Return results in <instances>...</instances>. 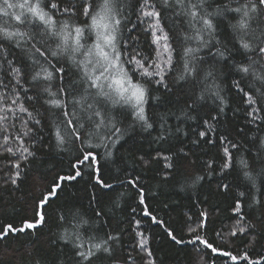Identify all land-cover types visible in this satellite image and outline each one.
I'll return each mask as SVG.
<instances>
[{"label":"trees","instance_id":"16d2710c","mask_svg":"<svg viewBox=\"0 0 264 264\" xmlns=\"http://www.w3.org/2000/svg\"><path fill=\"white\" fill-rule=\"evenodd\" d=\"M142 2L121 0L122 14L130 21L127 27L137 25L132 32H124V38L138 37L136 49L150 56L151 37L144 33V26L137 21ZM152 2L160 12V22L176 50L173 68L165 75L167 87L149 86L145 111L152 127L146 128L131 115L130 110L117 108L111 110L114 123L121 129L117 143L108 141L106 145L96 147L99 143L97 138L89 139L81 133L84 150L95 153L100 179L112 187L101 188L94 179V170L81 168L83 176L66 181L62 189L56 190L57 196L52 197L50 205L46 206L45 222L32 229L25 225L26 222H35L36 202L58 176L74 173L72 165L81 154V141L70 134L71 126L67 121L71 119L73 124H77L76 117L83 115L79 105H74L72 100L73 97L79 99L86 85L80 70L66 57H58L59 63L57 59L49 58L55 68H64L65 91L71 87V94L67 97L69 116L64 117L61 109L46 103L51 97L44 88L56 91L60 86L55 73L50 82H32L29 75L39 70V66L32 64V57H38L32 45L41 47L37 41L42 39L50 49H55L54 39L37 36L30 43H22L20 48L12 42L3 43L13 66L28 76L23 80V86L29 89L27 96L34 99L25 98L24 104L40 123L37 125L29 120L31 141H34L31 150L35 155L20 162L21 174L15 184L11 181L5 183L7 174L15 172L12 167L15 157L0 148V233L9 225L24 229L9 231L0 238V264H78L72 241L63 239L65 230L75 232L76 225L61 221L58 215L69 216L71 211L79 212L89 221V231H84L87 225L79 229L85 237L93 236L95 242H100L109 234L118 236V241L112 243L111 254H98L92 264H148L149 260L154 264H264V184L257 179L253 186L239 163L241 159L247 161V170L253 175L264 170V121L252 122L247 115L248 105L244 102V93L254 88L264 91V85L251 75L238 71L239 65L251 62L249 57L255 61H259V57L255 51L246 52L240 48L237 33L232 28L239 17L223 11L224 5L235 8L247 0H207L209 12L219 7L223 14L214 19L216 31L205 36L208 46L197 53L202 58L197 75L183 80L180 79L183 74L182 49L198 46L195 41L185 43L184 36L193 35L187 25L188 18L180 14L181 9L174 6V0ZM53 15L58 21L69 19L56 13ZM85 19L77 15L70 18L69 23L83 24ZM10 22L15 26L14 21ZM252 27H257L255 22ZM21 31L28 29L21 27ZM218 49L225 53L224 58L217 55ZM41 64L54 71L43 59ZM260 64L264 61L255 65L258 71ZM0 67L3 69L0 77H3L8 73V65L0 61ZM209 71L212 75L206 78ZM236 82H239V88ZM4 83H9L7 78ZM33 88L36 91H32ZM20 95L25 96L23 91ZM73 110L76 116L71 115ZM22 115L29 119L26 114ZM260 115H264V111ZM14 123L16 128L10 129L13 134L20 131V121ZM57 128L65 137L62 144L55 135ZM201 131L207 135L200 137L198 133ZM225 140L235 144L236 148L227 145L232 166L222 171L226 162L223 152ZM31 141L25 138V145ZM9 146L16 147L13 144ZM169 163L171 168L167 167ZM223 185H228V188ZM237 200L246 221L254 227L246 233L238 232L231 236V226L239 216L233 211ZM145 205L156 220L163 223L153 222L145 215ZM97 211L102 214L100 217L96 216ZM201 212L207 213V219L199 234L215 247L238 257L246 252L247 259L232 261L213 253L200 242L193 245L172 240L169 231L177 240L190 241L193 234L189 233L188 225L192 223L194 226V222L201 219ZM136 221L140 222L139 225ZM139 233L147 238L146 247L151 250V257L138 247L142 239ZM129 256L133 259L128 260Z\"/></svg>","mask_w":264,"mask_h":264},{"label":"snow or ice","instance_id":"6c2138e0","mask_svg":"<svg viewBox=\"0 0 264 264\" xmlns=\"http://www.w3.org/2000/svg\"><path fill=\"white\" fill-rule=\"evenodd\" d=\"M168 0H165L167 3ZM207 0H174V6L181 9L182 15L186 16L188 28L193 32V35H185V43L192 41L197 43V47L186 46L182 49L183 74L180 79L195 77L198 72V63L202 60L197 56L202 48L208 46V41L205 36H211L216 31L214 19L222 15V10L218 7L213 12L207 10ZM121 0H0V61L8 65V73L0 77V136L2 143L0 148L4 152L12 154L15 157V162L12 167L14 173L7 174V180L12 184L17 182L20 177V162L27 161L29 157L35 155L31 150L34 147V141H31L32 129L28 127L29 120L39 124L32 112L24 104V99L33 100L34 97L27 96L29 89L23 86V80L28 79V76L22 73L21 69L13 66V61L8 59V50L3 47V43L12 42L16 48H20L22 43H30L37 36L48 37L54 39L55 49H50L48 45L41 39L37 41L41 47L37 48L35 44L32 48L37 56L32 57V64L39 66V70L30 73L32 82H40L41 80L50 82L53 80L54 73L60 81V86L56 91H51L50 87L44 88V91L51 97L46 101L48 105L54 108L61 109L64 117L69 116L68 99L71 94V87L65 91L63 85L64 68H55L51 63L50 57L57 59L64 56L70 60L81 72V79L86 85L79 99L73 97L72 103L79 105L82 116H78L77 124H73L71 119L67 123L70 125V134L75 140L81 141V154L77 157L76 163L72 165L74 173L67 176H58L49 190L42 194L34 207L35 222H26V227L29 229L35 228L38 224H43L46 219V206L50 205L52 197L57 196V191L62 189V185L69 180H76L83 176L81 168L88 167L94 170V179L101 188L110 189L112 185L106 184L99 176V167L95 153L91 150H84L83 138L95 137L99 143L96 147L106 145V142L111 141L115 144L120 139L121 129L114 123V117L111 115V110L127 109L136 120L143 123L146 128H151L148 123V117L145 111L148 97L150 95V85H163L165 83V75L173 68V60L175 49L172 47L168 33L164 30L160 22V12L156 10L155 3L152 0H143L139 7V15L137 21L139 25L144 26V33L151 37L150 44L152 45V54L146 56L142 51L135 47L138 42V37L129 36L124 38V32H132L137 28V25L127 27L130 22L128 17L122 14ZM18 10V11H17ZM223 11L238 15L236 23L232 25L233 31L237 33L239 46L246 52L255 51L259 57V61H264V0H247L246 3L238 7L231 8L228 5L223 6ZM53 13L61 17L67 16L69 19L77 15L85 17L83 24L69 23V19L57 20ZM8 18V19H5ZM14 21L15 26L10 22ZM253 22L257 27L253 28ZM21 27L28 31H21ZM42 30V31H41ZM133 43L130 44L129 42ZM43 49V50H42ZM217 55L224 58L225 53L217 50ZM41 59L53 68L44 67L41 64ZM248 64H241L238 71L246 75H251L255 80L264 85V64H260V70L255 67L259 61L251 60ZM0 67V71H2ZM10 73V75H9ZM212 72L206 73L211 76ZM7 78L9 83L5 84L4 79ZM15 80V84L12 81ZM9 85L11 88L9 89ZM239 88V82H236ZM23 91L25 96L21 97L20 92ZM32 91H36L35 88ZM243 92V89H240ZM253 92H258V95H253ZM217 97L219 94L216 93ZM245 103L248 105L249 111L247 115L252 118V122L256 120L264 121V115H260L264 111V91L253 89L251 92L244 93ZM22 114H26L29 119H24ZM76 116L75 110L71 113ZM20 121V131L16 133L10 132V129H15L14 121ZM85 121V122H81ZM211 127V126H209ZM91 129V130H89ZM55 135L59 143L65 142L64 135L61 134L59 128L56 129ZM200 137L207 135L206 132H199ZM25 138L31 141L25 145ZM114 138V139H113ZM225 139V138H222ZM198 142V141H197ZM10 144L16 147L9 146ZM236 148L235 144L225 140L223 152L226 157V162L222 165V171L232 166V156L229 151V145ZM19 153V155H17ZM164 159H169L164 157ZM244 176L256 185L257 179L261 184H264V170L253 175L248 171V162L241 159L239 161ZM168 168L172 164H167ZM134 184L135 181H132ZM225 189L228 185H223ZM241 196L244 193H240ZM141 203L143 196L141 190ZM234 213L239 214L235 224L231 226V236H236L237 233H246L254 226L246 221V218L241 213V204L237 200L233 209ZM97 217L102 214L95 213ZM144 214L149 216L153 222L157 221L156 217L148 211L145 205ZM59 219L66 223H75L76 231L69 233L65 230L63 239L71 240L75 250V256L79 258L78 264H92V260L98 254H111L112 243L118 241V236L109 234L106 239L95 242L93 236L85 237L79 231L80 228L88 226L84 229L89 231L91 225L89 221L79 212L71 211L69 216L58 214ZM201 219L188 225L189 233L193 234L190 241L177 240L176 236L169 231L172 240L177 243H190L195 245L200 242L205 248L211 249L213 253L226 256L232 261L247 259V253L241 256L233 255L230 251H225L215 247L207 239H204L199 233L203 230L207 219V213H200ZM139 221L136 224L139 225ZM24 229H15L9 225L3 233H0V238L7 235L9 231H23ZM142 239L139 241L138 247L141 251H147L151 257V250L147 249V238L143 233H139ZM217 235H220L217 233ZM111 242V243H110ZM131 256L128 260H132ZM127 264V262H126ZM148 264H154V261L149 260ZM255 264V262H252Z\"/></svg>","mask_w":264,"mask_h":264}]
</instances>
